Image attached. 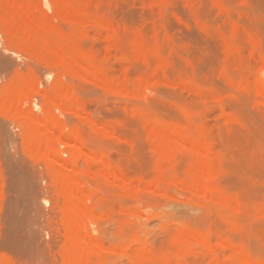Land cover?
Instances as JSON below:
<instances>
[{
	"label": "rangeland",
	"instance_id": "374dc122",
	"mask_svg": "<svg viewBox=\"0 0 264 264\" xmlns=\"http://www.w3.org/2000/svg\"><path fill=\"white\" fill-rule=\"evenodd\" d=\"M56 1L0 0V264H71L76 246L67 236V218L72 213L75 217L80 206L77 197L88 192L92 198L86 203L96 207L89 210L99 214L89 219L87 232L108 249L103 264H210L212 260L211 264H264V0H83V11L94 19L82 26L68 19L75 10L74 0ZM24 10L54 22L59 27L56 35L78 33L77 43L86 52L66 60L53 57V44H49L53 49L48 47L51 34L55 39L62 33L55 36L52 29L37 35V25L32 23L31 28L28 19H22L28 27L21 28L16 14L22 16ZM12 15L13 21L8 19ZM21 31L23 35L30 31L31 40L26 41L29 36L25 39ZM120 38L131 41L122 40L120 46ZM55 42V47L63 44V40L59 45ZM79 59L103 67L108 79L74 70L72 65ZM29 75L36 81L33 91L37 90L22 106L41 124L31 132L26 111L20 115L2 106L17 85L28 83ZM61 85L78 97L77 109L71 102L55 105L47 98L50 93L55 96ZM46 114L66 127L59 159L38 154L45 150L44 140L61 134ZM48 118L49 126L44 125ZM157 118L162 127L165 122L164 126H180L187 141H165ZM195 138L203 144L195 145L200 155L189 152ZM83 149L86 155L78 151ZM73 154L75 164L69 167ZM100 156L114 167L110 171L138 183L133 185L136 197L133 187L117 186L120 180L106 174ZM197 161L201 162L197 167L206 170L205 178L195 168ZM69 170L82 179L76 198L64 188ZM197 172L211 189L205 184V192L200 177L201 186L194 181ZM158 176L168 183L174 178L181 186L162 184ZM108 181H115L114 185ZM162 189L166 195L160 193ZM219 199L235 205L213 202ZM130 208L145 209L142 214L149 216L142 218L145 224L136 216L140 212ZM80 209L78 216L84 212ZM205 236L213 251L205 248Z\"/></svg>",
	"mask_w": 264,
	"mask_h": 264
},
{
	"label": "bare ground",
	"instance_id": "6f19581e",
	"mask_svg": "<svg viewBox=\"0 0 264 264\" xmlns=\"http://www.w3.org/2000/svg\"><path fill=\"white\" fill-rule=\"evenodd\" d=\"M3 0H1V2H2ZM4 1H8V0H4ZM49 1V0H48ZM58 1V0H57ZM56 1V2H57ZM60 1V0H59ZM217 1V0H216ZM9 2H10V0H9ZM8 2V3H9ZM15 2H24L25 4L27 3H30L31 2V0H15ZM33 2H34V0H33ZM63 2V1H62ZM151 2V1H150ZM164 2V1H163ZM175 2V1H174ZM74 3H75V10L73 11V13L71 14L72 15V17H68V19L70 20V22L73 24V25H75V26H77V25H80V26H82V25H86V24H88L90 21H92L94 18H92V17H89L90 15H87L84 11H83V9H82V6H83V4H84V2H83V0H74ZM15 4V3H14ZM19 4H21V3H19ZM34 4V3H33ZM60 4L61 5H63V3H61L60 2ZM65 4V3H64ZM71 5V4H70ZM74 5V4H73ZM158 5V4H157ZM63 6H65V5H63ZM165 7H167V5L165 6ZM220 8H221V10L223 9L221 6H220ZM28 9V8H27ZM1 12L3 13L4 12V10L2 11L1 10ZM24 12H25V10H24ZM29 14H30V12L28 13V11H26L25 13H23L22 14V16H20L19 14H16V15H18L19 17H16L15 15V17L17 18V23L19 22V25H21L22 26V24H23V26L21 27V28H24V27H28V26H24V25H26V24H24V20L25 19H28V24H29V26L30 25H32V23H34V24H36L37 26H35V28L34 29H36V27H38V29H36L37 30V32H36V34L38 35H40V33L41 32H43L42 30H51L52 31V29H54L52 32L54 33V35L55 36H58L60 33H62V32H59V33H57L58 35H56V32H58L57 30H59V27L54 23V22H48V21H46L45 19H43L42 20V18H40V17H33L34 16V14L32 15L31 14V16H29ZM86 14V15H85ZM1 15V14H0ZM6 16H8L7 14H6ZM100 16V15H99ZM223 16V15H222ZM21 17V18H20ZM101 17V16H100ZM3 18V17H2ZM7 18V17H6ZM10 18H12V21H13V15L11 16V17H9L8 19L10 20ZM18 18L20 19V21L18 20ZM65 18H67V17H65ZM22 19H23V21H22ZM110 19V18H109ZM6 20V19H5ZM5 20H4V23L6 24V22H5ZM100 20V19H99ZM15 22V21H14ZM20 22H21V24H20ZM26 22V21H25ZM30 22V23H29ZM96 22V21H95ZM101 22V21H100ZM100 22L98 21V23L100 24ZM164 22V21H163ZM103 22H101V24H102ZM11 24H13V22L11 23ZM106 24H107V21H106ZM109 24V23H108ZM7 25V24H6ZM14 25H16V24H14ZM92 25V24H91ZM103 25V24H102ZM17 27H19V26H17ZM31 27V26H30ZM33 27V26H32ZM31 27V28H32ZM54 27V28H53ZM20 28V27H19ZM48 28H50V29H48ZM57 28V30H55ZM75 28V27H74ZM81 28V27H80ZM79 27H78V29H80ZM85 28V27H84ZM77 29V28H76ZM75 29V30H76ZM26 30H30L31 31V29H26ZM30 31H28V33L30 32ZM56 31V32H55ZM124 31V30H123ZM123 31H122V33H123ZM78 32V31H77ZM120 33H121V31H119ZM20 34V32H17V35L18 36H20L21 34H22V31H21V34ZM28 33H26V35L27 36H29L28 35ZM32 33V32H31ZM33 33H35V32H33ZM45 33V32H44ZM43 33V34H44ZM125 33V32H124ZM43 34H42V36H43ZM47 34V33H46ZM76 34H78V33H76ZM75 34V35H76ZM84 34V33H83ZM139 34V33H138ZM26 35H21V36H24V38H25V36ZM52 36H53V34H51ZM75 35H72V34H70V35H66V34H64L63 35V33H62V36L64 37H62L61 35H59L57 38H58V40L59 41H62L63 40V44H61V45H59L58 44V42L59 41H56L55 39H57V38H55L54 39V37H52L51 36V38L48 36V38H50L51 39V41H49V43H48V45L50 44V42H51V45L53 44V47H54V49L52 48V46L51 45H49L48 47H51L53 50H52V54H53V57L54 56H58V57H60V58H65V60L67 59V58H69L70 59V57H76L77 56V58H78V55H83V53H85L86 51H84L83 52V47L82 46H80L79 47V45H80V43H79V45H78V43H77V36H75ZM82 35V34H81ZM110 35V34H109ZM124 35H126V34H124ZM20 36V37H21ZM32 36V35H31ZM31 36H29V37H27L28 39L26 40V41H30L31 40ZM120 36H123L122 34L120 35ZM45 38H46V35L44 36ZM43 37V38H44ZM59 37H61V39H59ZM83 36H81V38H82ZM109 37V36H108ZM117 37H119V36H117ZM129 36H127V38H128ZM21 38H23V37H21ZM37 38V37H36ZM126 38V37H125ZM125 38H120V40H121V43H120V46H121V44H122V40L123 41H127V42H125V43H128L129 41H131V39L130 40H125ZM126 38V39H127ZM129 38H131V37H129ZM20 39V38H19ZM26 39V38H25ZM30 39V40H29ZM53 39V40H52ZM78 39H80V37L78 36ZM45 40H49V39H45ZM137 40L139 41V38H137ZM56 41V42H55ZM53 42H55V44L56 45H59V46H57V47H55V45H54V43ZM61 43V42H60ZM130 43V42H129ZM128 43V44H129ZM256 43V42H255ZM23 44V43H22ZM27 45H29V44H27ZM117 45V44H116ZM122 45H124V44H122ZM127 45V44H126ZM30 46V45H29ZM85 46V45H84ZM109 46H112V45H109ZM108 46V47H109ZM119 46V47H120ZM25 47H26V45H25ZM117 47H118V45H117ZM82 48V49H81ZM142 48H143V46H142ZM142 48H140V49H142ZM49 49V48H48ZM125 49V48H124ZM136 49H138V48H136ZM135 49V50H136ZM49 50H51V49H49ZM123 50V49H122ZM125 50H129V48H127V49H125ZM144 51V50H143ZM143 51H141V52H139L138 53V55L139 54H141V56H142V54H143ZM88 53H91L90 51H87ZM132 53L131 54H134V52L135 51H131ZM106 53V52H105ZM119 53V52H118ZM128 53V52H127ZM44 54V53H43ZM51 54V55H52ZM92 54V53H91ZM108 54V53H107ZM110 54V53H109ZM108 54V55H109ZM123 54V53H122ZM128 54H130V52L128 53ZM87 55H90V54H87ZM92 55H94V54H92ZM92 55H90V56H92ZM125 55V54H124ZM140 56V55H139ZM48 57V56H47ZM67 57V58H66ZM86 57V56H85ZM94 57V56H93ZM143 57H144V55H143ZM81 58H83V57H81ZM122 58H124V56H121V59ZM44 59H46L45 58V56H44ZM57 59V58H56ZM94 59V58H93ZM120 59V60H121ZM144 59V58H143ZM49 60H51V59H49ZM48 60V62H50ZM99 60V59H98ZM101 60H102V58H101ZM104 60H107V59H104ZM124 60V59H123ZM57 61V60H56ZM66 62V61H65ZM58 63V62H57ZM67 64H68V61L66 62ZM50 64V63H49ZM59 65V64H58ZM66 65V64H65ZM110 65V64H109ZM55 66V65H54ZM60 66V65H59ZM58 66V67H59ZM62 67H63V69H64V65H62ZM62 67H60L61 68V70H62ZM67 67V66H66ZM65 67V68H66ZM69 67V66H68ZM72 67H73V69L74 70H76V71H78V70H82V71H87V72H91V73H93L92 75H93V77L92 78H94L96 75L102 80V79H108V75H107V73L104 71V69H103V67H95V66H93V63H91V61L89 60V59H82V60H77V61H75L74 62V64L72 65ZM70 68H68V70H69ZM72 69V68H71ZM64 71V70H63ZM70 71V70H69ZM72 72H73V70H72ZM72 72H70L71 74H72ZM110 73V72H109ZM90 74V73H89ZM29 77L31 78L32 77V75L30 76L29 75ZM111 77V76H110ZM24 79H26V78H23V81L25 82V80ZM27 79H28V77H27ZM97 79V78H96ZM99 79V80H100ZM30 80V81H29ZM28 81H26V82H28V83H24V84H22V83H19V84H22V85H17L16 86V88H15V90L10 94V95H8L7 96V98L5 99L4 98V102H3V104H2V106L4 105V107H6L7 108V110L8 109H10V110H13L14 112L15 111H17L18 113H19V111H20V115H22L21 114V111L24 113V111H26L25 110V108L23 109V103L26 101V100H28L29 101V98L30 97H32V95H34L35 94V92H36V90H37V88H35V92L33 91V87L32 86H36L34 83L36 82L35 81V79H29ZM32 80H34L33 82H32ZM110 80H111V78H110ZM104 81V80H103ZM106 82H108V80H106ZM109 82H111V81H109ZM234 83V82H233ZM17 84V83H16ZM32 84V85H31ZM69 84V83H68ZM71 84V83H70ZM69 84V85H70ZM240 85L242 86V81H241V83H240ZM234 86V85H233ZM241 86H239V87H241ZM69 87H71V86H69ZM73 87V86H72ZM239 87H238V89H239ZM60 88H61V90H60ZM60 88H59V92L55 95V96H53V94H49L48 96H47V98L48 97H50V98H48L50 101H51V103H55V105H59L60 103L59 102H71L73 105H75L76 106V108L75 109H77V107H79V103L77 102V96H76V98H74V97H72L71 96V94L69 93V90H68V88H62V85L60 86ZM74 88V87H73ZM72 88V89H73ZM242 89H243V87H241ZM237 89V90H238ZM123 90V89H122ZM75 91V90H74ZM125 91V90H124ZM127 91V90H126ZM73 92V91H72ZM34 93V94H33ZM48 94V93H47ZM46 93H45V96L47 95ZM74 94V93H73ZM76 94V93H75ZM124 94H125V92H124ZM239 95V94H238ZM53 96V97H52ZM52 97V98H51ZM141 98H142V96H141ZM46 99V98H45ZM81 100V99H80ZM34 102V101H33ZM58 102V103H57ZM80 102V104H82V102L81 101H79ZM66 104V103H65ZM68 104V103H67ZM71 104V105H72ZM23 105V106H22ZM25 105H26V103H25ZM64 105V104H63ZM70 105V106H71ZM72 105V106H73ZM71 106V107H72ZM83 106V105H82ZM81 106V107H82ZM26 107V106H25ZM80 111V110H79ZM17 112H15V113H17ZM184 112H185V110H184ZM188 112V111H187ZM27 113H30V111H26L25 112V116L27 115ZM143 113V112H142ZM31 114V113H30ZM46 115H48V114H46ZM187 115H190V113L188 114L187 113ZM186 115V116H187ZM49 117H50V115H48ZM144 116V115H143ZM27 117H29L30 118V116L29 115H27L26 116V118ZM36 117V116H35ZM51 117H53V115H51ZM50 117V119H52ZM29 118H27L26 119V122L28 121V119ZM37 118V117H36ZM36 118H30V120H29V122H27L26 124L28 125V126H30V132H31V130L33 131V128H34V131H36L37 129H39L38 128V126L40 127L41 126V124H40V122H39V118H37L38 119V121L36 120ZM55 119H56V117H54ZM25 119V118H24ZM44 119V118H43ZM49 118L46 120L45 119V122L46 123H44V125H46L47 124V126H49L50 125V123H54L53 124V126H57V130L59 131V133H61V134H59V135H57V133L53 136V137H51L50 135H48V136H50L47 140H44V142L46 141V143H45V145L46 146H44V151H42V153H39L40 151H38V148H37V151H38V154H43V156H45V154L47 153V157L46 158H51V159H54V158H58L59 159V155H60V152H61V145H63V141H62V137H61V135H62V133H64V132H66V127H65V124H63V123H59L60 122V120H59V122L58 121H56L57 122V124H56V122H55V119H52V120H50ZM48 120H50V123L48 122ZM153 120V119H152ZM188 120H189V122L191 121L189 118H188ZM43 122H44V120H42ZM54 121V122H53ZM158 118L156 119V121L155 122H157V124H158ZM150 122V121H149ZM152 122V121H151ZM42 123V122H41ZM49 123V124H48ZM199 123V122H198ZM151 124V123H150ZM155 124V123H154ZM159 124H160V126H161V122H159ZM159 124L157 125L158 127H159ZM163 124V123H162ZM165 124H166V122H165ZM164 124V125H165ZM193 124H195L194 123V121H193ZM156 125V124H155ZM163 125V127L161 126L160 128H162V129H160L161 131H162V135L161 136H163V139L165 140V141H167V140H171V142H172V144L175 142H177L176 140H178V142H182L181 140H186L187 139V134L185 133V131H184V133H182V131L181 130H179V128H180V126H178L177 128H174V126L173 127H170V124L169 125H167V126H164ZM46 126V127H47ZM94 126H96V125H94ZM156 126V127H157ZM196 126H198L197 125V122H196ZM45 127V126H44ZM148 127H150V126H148ZM199 127V126H198ZM37 128V129H36ZM41 128H43V125H42V127ZM40 128V129H41ZM107 129L109 128V127H106ZM110 128H112V127H110ZM110 128H109V131H110ZM203 128V127H202ZM178 129V130H177ZM184 129H185V127H184ZM198 130H199V128H197ZM204 129V128H203ZM202 129V130H203ZM111 130H113V129H111ZM156 130V129H155ZM160 130H158V131H160ZM72 131V130H71ZM104 131H105V129H104ZM114 131V130H113ZM113 131H111V134H112V132ZM160 131V132H161ZM181 131V132H180ZM200 131V130H199ZM75 132V131H74ZM73 132V133H74ZM105 132H107V131H105ZM153 132V131H152ZM203 131H201V133H202ZM52 133V132H51ZM51 133H49V134H51ZM76 133V132H75ZM74 133V134H75ZM114 133V132H113ZM151 133V132H150ZM32 134V133H31ZM73 134V135H74ZM107 134V133H106ZM159 134V133H158ZM161 134V133H160ZM159 134V135H160ZM52 135V134H51ZM72 135V134H71ZM108 136H109V134H107ZM160 136V137H161ZM207 136V135H206ZM111 137H112V135H111ZM197 137V136H196ZM200 137H202V134L199 136V140H201L202 138H200ZM204 137V136H203ZM35 140H36V136L35 137H33ZM198 138V137H197ZM197 138H195V140H193V141H197ZM161 139H162V137H161ZM163 140V141H164ZM198 140V141H199ZM207 140V139H206ZM42 141V140H41ZM78 141V140H77ZM174 141V142H173ZM187 141V140H186ZM197 141V143L196 144H192V146H193V148L191 149V151H189V152H192L193 151V154H196V155H200L201 154V151H200V149L198 148V146H195V145H198L199 144V146L201 145L199 142ZM204 139L202 140V141H200V142H202V143H204ZM36 142H37V140H36ZM195 142H193V143H195ZM35 143V142H34ZM183 143V142H182ZM187 143V142H186ZM44 144V143H43ZM79 144V143H78ZM205 145V144H204ZM36 147L38 146L37 144L35 145ZM79 146V145H78ZM201 146H203V144L201 145ZM206 146H210V145H208V144H206L205 145V147ZM46 147V148H45ZM76 147H77V145H76ZM82 148H85V147H83V146H81V149ZM201 148V147H200ZM204 148V147H203ZM203 148H201L202 150H203ZM207 148V147H206ZM174 149H175V146H174ZM177 149V148H176ZM184 149H186V148H184ZM205 149V148H204ZM208 149H210V148H208ZM208 149H207V151H208ZM77 150V149H76ZM84 150H86V149H83V150H78L79 152H80V154H82V155H84L85 153V151ZM88 150V149H87ZM162 150V149H161ZM178 150V149H177ZM91 151H92V149H91ZM90 150H88V153H90L91 152ZM207 151H205V153H207ZM210 151V150H209ZM208 151V152H209ZM171 152V151H170ZM77 153V152H76ZM209 153H211V152H209ZM72 154V153H71ZM173 154V153H172ZM79 155V154H78ZM82 155H80V157H83ZM86 155V154H85ZM203 156H204V154H202ZM49 156V157H48ZM164 157H163V159H162V157L160 158L161 159V161L162 160H164L166 157H165V154L163 155ZM195 156V155H194ZM76 154H73L72 155V157H70L71 158V166H69V167H72V166H74V164H75V159H76ZM169 157V156H168ZM201 157V156H200ZM99 159L101 160V162H102V164L104 165V168L107 170L106 171V174L108 175V174H113V175H111V179L112 178H118L119 180H120V182H115V183H120V184H118L117 186H122L123 188L125 187V188H128V187H133V185H135V184H138V183H134V181H133V183L130 181V180H127L126 178H125V176L123 177V175H117L118 173H114L113 172V168L114 167H111V166H109L108 164V160L106 159H104V157H102V156H100L99 157ZM199 157H198V161H199ZM206 159V158H205ZM48 160V159H47ZM202 160V159H201ZM198 161L196 162V163H198ZM52 162V161H51ZM160 162V161H159ZM164 162V161H163ZM199 164V163H198ZM200 164H201V162H200ZM200 164L199 165H197L196 164V166H195V168L197 167V166H200ZM54 165V164H53ZM160 164H158L157 166L160 168V167H162L161 165L159 166ZM195 165V164H194ZM194 165H192V166H194ZM49 166H50V164H49ZM52 166V165H51ZM191 166V167H192ZM157 167V169H158V171H160L159 170V168ZM103 168V169H104ZM109 168H112L113 170H111L110 171V169ZM117 168V167H116ZM198 168V171L199 172H203L202 174H200L203 178H205V174H206V170H205V168H203L202 169V167H197ZM197 168H196V170H197ZM67 169V168H66ZM65 169V170H66ZM73 169V168H72ZM104 169V170H105ZM193 169V171L195 170L194 169V167L192 168ZM200 169V170H199ZM74 170H76V169H74ZM117 170H119V169H117ZM196 170H195V172H196ZM202 170V171H201ZM191 171V170H190ZM204 171H205V174H204ZM68 172V174L66 173V177L68 178V181H67V183H66V185H65V183H64V181H63V183H64V188L66 189V191H67V193L70 195V196H73V197H75L76 195L74 194V193H76V192H78V193H76V194H78L79 195V193H80V190H81V188H80V185H81V181H82V179H80L81 177L79 176V175H77V172L76 171H71V170H69V171H67ZM76 172V173H75ZM118 172H120V171H118ZM161 173H162V171H161ZM194 173V172H193ZM79 174V173H78ZM190 174V173H189ZM191 174H192V171H191ZM196 175V176H195ZM194 176H193V178H194V181L196 182L197 181V183H198V181H199V186H201L202 185V183H201V181L199 180L200 178L201 179H203L199 174H198V172H197V174H195ZM205 175V176H204ZM76 176H78V177H76ZM110 176V175H109ZM174 176V175H173ZM160 179L162 178L161 176H158ZM200 177V178H199ZM63 178H65V176L63 177ZM115 178L113 179V180H115ZM70 179V180H69ZM80 179V180H79ZM109 179V178H108ZM110 179V180H111ZM160 179H158L157 178V180L155 181L156 183H154L153 184V188H154V190H156V188H155V186L157 185V181H159ZM112 180V181H113ZM171 180V179H170ZM205 179H203V181H204ZM141 181V180H140ZM114 182H110V181H108V184H110V185H114ZM172 182V184H175V185H177V186H181V184H179L177 181H176V179H172L169 183H171ZM194 182V183H195ZM206 181H204L203 182V186H205V184H206V186L208 185V187H209V189H211L212 188V186H210L209 185V183L207 184V182L205 183ZM59 183H61V182H59ZM83 183V182H82ZM161 183L162 184H166V185H168L169 183L168 182H166L164 179H161ZM161 183H159V187L162 185ZM168 183V184H167ZM194 183H193V185H194ZM201 184V185H200ZM83 185V184H82ZM81 185V186H82ZM146 185L148 186L149 184H147L146 183ZM145 185V187H143V188H148L147 186ZM192 185V184H191ZM193 185H192V187H193ZM61 186V185H60ZM195 188H197L198 186L195 184ZM205 186V188L203 187H201L202 189H205V192H206V190H207V188L208 187H206ZM61 187H63V185L61 186ZM113 187V186H112ZM139 187V186H138ZM184 186H182V188H183ZM189 187V186H188ZM188 187H184L183 189H185V190H189L188 189ZM211 187V188H210ZM79 188H80V190H79ZM123 188H121V192H122V194H124V193H126L124 190H123ZM161 188V187H160ZM163 189L165 188V186L164 187H162ZM129 189H131V188H129ZM133 189H134V187H133ZM133 189H132V191H133ZM136 189V188H135ZM135 189H134V195L136 194V192H135ZM162 189V190H163ZM166 189V188H165ZM191 189V188H190ZM148 190V189H147ZM149 190H150V188H149ZM153 190V189H152ZM154 190L152 191V192H154ZM160 191V193L161 194H163V192H164V190L163 191ZM213 190V189H212ZM92 191V190H91ZM124 191V192H123ZM211 190H209V192H210ZM214 191V190H213ZM95 192V191H94ZM98 192V191H97ZM208 192V193H209ZM91 193V195L89 196V194ZM129 193V192H128ZM155 193V195H156V193H158L159 194V190L156 192H154ZM153 193V194H154ZM166 192H164V194H165ZM212 193V192H211ZM210 193V194H211ZM84 194V195H83ZM97 194H99V193H97ZM127 194V193H126ZM129 194H131V191H130V193ZM128 194V195H129ZM133 194V193H132ZM68 195V196H69ZM82 195H83V197H82ZM154 195V196H155ZM166 195V194H165ZM175 195V194H174ZM207 195H209V194H207ZM80 196V195H79ZM79 196L77 197L78 198V206H79V204H80V206H79V208H81L80 210H84V212H82L81 214H79V216H78V214H77V212H78V209L79 208H76V212H75V217L73 216L72 217V215H73V213L71 214V216H70V214H67L68 215V217L69 218H67V220H69L68 221V223H67V227L69 228V233H68V237L69 236H71V238H73V240H72V242L74 243L73 245L74 246H76V248H74V246L72 245L71 246V248L73 247L74 249H73V252H71V255H72V253H73V255L71 256V260L69 261L71 264H103V262H104V260H105V258H106V255H107V253H108V249L107 248H105V247H103L102 245H101V243H98V241H96L95 239H93L92 237H91V235L87 232V227H88V223H89V219L90 218H92V215H93V217H94V215H96L97 213V211L95 212L94 210H89V208H96L95 207V205L94 206H88L89 204L88 203H86L88 200H87V198H92V192H88V196H87V194L86 193H82L81 194V198H79ZM98 196V195H97ZM137 195H135V197H136ZM210 196V195H209ZM209 196H208V198H209ZM164 197V196H163ZM166 197V196H165ZM171 197H173V195H171ZM68 198V197H67ZM76 198V197H75ZM83 198V199H82ZM84 198H85V200H84ZM176 198L178 199V197H177V195H176ZM180 198V197H179ZM184 198H186V197H184ZM79 199H80V201L82 202V200L83 201H85L84 203H82V205H81V203H80V201H79ZM82 199V200H81ZM210 199H212V195L210 196ZM72 200V199H71ZM90 200V199H89ZM184 200V199H183ZM187 201H188V199H186ZM218 200V199H217ZM217 200H213V202L214 201H216V203L217 204H219L220 206H224V205H226V206H228V203H229V207H233L234 205H232V206H230L231 204H233L234 202L233 201H231V202H233V203H231V202H229L228 201V199L227 200H220L219 199V203H218V201ZM233 200V199H232ZM75 202V201H74ZM74 202H72L71 204L74 206ZM92 202V201H91ZM107 202V201H106ZM186 202V201H185ZM190 202V201H189ZM210 202H211V200H210ZM211 203V204H214V203ZM68 203V202H67ZM139 203H141V202H139ZM144 203V202H143ZM142 203V204H143ZM190 203H192V202H190ZM193 203H196V202H193ZM198 203V202H197ZM236 203V202H235ZM69 204V203H68ZM70 204V205H71ZM85 204V205H84ZM92 204H94V203H92ZM108 204V203H107ZM138 204V203H137ZM71 205V206H72ZM102 205V204H101ZM66 207H67V204L65 205ZM70 206V207H71ZM77 206V201H76V203H75V206L74 207H76ZM77 206V207H78ZM82 206H85V207H87L88 208V210L90 211V212H85V208L84 209H82ZM135 206V205H134ZM144 206V205H143ZM220 206H218L219 208H221ZM121 207V206H120ZM235 208V207H234ZM130 209H132L133 210V208H130ZM135 209H137V208H135ZM214 209H216L217 210V208H214ZM69 210H71V208H69ZM143 210H145V209H143ZM143 210L141 209V212L140 211H138V209H137V211L135 210H133L136 214H138V212H140L139 214L141 215V216H139V214L138 215H136V216H138L139 218L141 217V219L142 218H144V213L142 214V212H143ZM221 210V209H220ZM226 210V209H225ZM224 210V212H227V210L225 211ZM122 212H124L123 211V209L121 210ZM126 211H129V210H125V212ZM131 211V210H130ZM70 212H72V210L70 211ZM91 212H94L95 214H93V213H91ZM134 212H127L128 214H131V213H134ZM68 213H69V211H68ZM84 213V214H83ZM134 213V214H135ZM221 213H222V211H221ZM86 214V215H85ZM88 214V215H87ZM98 214H99V212H98ZM97 214V215H98ZM153 214V213H152ZM223 214V213H222ZM76 215H77V217H76ZM90 215V216H89ZM101 215V214H100ZM142 215H143V217H142ZM130 216V215H129ZM134 216V215H133ZM146 217H147V219H148V215H145ZM145 217V218H146ZM72 220H71V219ZM74 218V219H73ZM76 218V219H75ZM221 218V217H220ZM133 219V218H132ZM136 219V218H135ZM138 219V218H137ZM223 220V219H222ZM124 221V220H123ZM142 221H143V219H142ZM226 221V220H225ZM228 221V220H227ZM139 222H140V224H141V220H139ZM138 222V223H139ZM146 222V221H145ZM223 222V221H222ZM143 223H144V221H143ZM231 223V222H230ZM124 224H125V222H124ZM139 224V225H140ZM145 224V223H144ZM228 224V223H227ZM69 225V226H68ZM147 225V224H146ZM228 225H231V224H228ZM89 226H90V224H89ZM143 226V225H142ZM231 226H233V225H231ZM140 227H141V225H140ZM143 227H141V229H142ZM146 228V227H145ZM234 228H236L235 226H234ZM144 229V228H143ZM68 231V230H67ZM116 232V231H115ZM118 232V231H117ZM119 233V232H118ZM144 233V232H143ZM70 234V235H69ZM133 235H135L136 236V234L135 233H133ZM131 236L132 238H134V236ZM203 237V236H202ZM136 239H137V237H135ZM205 238V243L206 244H204V245H206L205 246V248L207 249V248H209L210 250H212L213 249V246H211V242L209 241V238L207 237V236H205L204 237ZM203 238V239H204ZM192 239V238H191ZM135 240V239H134ZM191 241V240H190ZM227 242V241H226ZM76 243V244H75ZM189 243V242H188ZM228 244V243H227ZM113 246V245H112ZM108 247V246H107ZM187 247V246H186ZM191 248V247H190ZM214 248L216 249V247L214 246ZM110 249V248H109ZM114 249H115V247L113 246V250L112 251H114ZM123 249V248H122ZM125 249V248H124ZM209 249H207V250H209ZM183 250H184V252H186L185 250H186V248L184 249L183 248ZM182 250V251H183ZM188 250V249H187ZM190 250H192V248L190 249ZM214 250V249H213ZM212 250V251H213ZM110 251H111V249H110ZM111 251V252H112ZM124 252H125V250H123ZM182 253V254H184V255H188V253L186 254V253ZM211 252V251H210ZM68 256H69V254H68ZM92 257H95L96 259H97V261L96 262H92V260H91V258ZM69 258V257H68ZM0 259H1V256H0ZM215 259V258H214ZM69 260V259H68ZM211 262V261H210ZM212 262H213V260H212ZM211 262V263H212ZM210 263V264H211Z\"/></svg>",
	"mask_w": 264,
	"mask_h": 264
}]
</instances>
